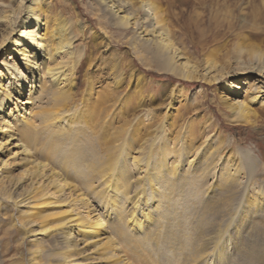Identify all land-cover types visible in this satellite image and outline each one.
<instances>
[{"label":"rangeland","instance_id":"obj_1","mask_svg":"<svg viewBox=\"0 0 264 264\" xmlns=\"http://www.w3.org/2000/svg\"><path fill=\"white\" fill-rule=\"evenodd\" d=\"M31 1L0 0V19L20 5V21ZM140 1L128 0L126 8L143 16ZM144 1L157 8L170 36L200 64L202 77L191 80L162 70L145 50L142 60L136 25L115 23L99 0H37L42 21L48 20L47 34L59 32L51 41L71 44L58 43L55 55L67 72L69 96L60 104L49 97L35 105L54 112L50 130L65 123L70 131L48 151L43 146L48 129L32 143L34 153L42 160L48 155L50 165L64 173L62 160L72 150L79 168L73 166L69 176L85 196L78 205L95 207L104 218L112 194L99 171L110 162L111 144L118 148L122 164L114 174L123 181L118 199L131 207L136 198L135 216L121 224L107 222L106 246L116 258L91 252L88 264H264V90L250 102L249 119L240 118L222 96L231 82L239 85L238 99L264 83V67H258L264 62V0ZM7 18L0 20V41ZM7 54L2 48L0 61ZM206 57L216 65L210 74ZM9 60L25 81V100L29 88L39 85L38 73L32 78L19 58ZM215 72L218 78L212 79ZM0 73L14 93L2 64ZM13 101L5 99L0 109L9 111ZM20 104V111L29 110V104ZM94 153L99 165L91 168ZM139 166L147 167L140 180ZM18 211L0 192V264H15L24 257L22 250L27 253Z\"/></svg>","mask_w":264,"mask_h":264},{"label":"bare ground","instance_id":"obj_2","mask_svg":"<svg viewBox=\"0 0 264 264\" xmlns=\"http://www.w3.org/2000/svg\"><path fill=\"white\" fill-rule=\"evenodd\" d=\"M99 1L115 16V23L125 26L136 25L137 38L135 39L140 44L139 47L135 45L136 51L142 53L145 50L150 53L160 69L191 80L202 77L200 64L192 61L191 56H188L170 36L160 22L161 18L157 8L153 9L155 7L151 3L141 0L138 7L145 13L143 16H138L130 13L126 8L128 0ZM38 6L37 0H32L27 5V13L20 21L17 19L22 10L20 5L4 12L1 16V19L8 17V21L2 29L3 39L0 41V51L5 48L8 54L0 61V64L10 72L8 74H11V85L15 94L4 87L0 78V108L5 105V99L16 98V101H13L15 105L9 111H5V107L4 110L0 109L2 111L0 114V192L10 197L19 208L18 217L20 224L23 225V241L25 237L29 240L27 241V253L22 250L21 254L24 257L16 260L15 264H88V258L93 257L92 255L87 256L91 252H96L97 255L102 253L101 257L110 260L116 258V253L114 249L106 246L110 242V239L104 237L106 224L113 220L121 224L134 219L135 214L132 207L136 202L135 198L131 201L132 206L128 207L121 204L118 199L120 190L117 186H121L123 181L118 180V175L114 174V169L121 163L120 157L116 154L118 150L116 145L111 144L108 148L111 153L108 157L110 162L106 164L107 167L103 164L104 167L99 171V176L105 182L106 191L111 190L112 194L108 203L110 207L108 215L104 218L98 211H95V207L84 208L81 207L82 203L78 205L85 196L80 186L72 182L69 176L73 166L79 168L77 161H73L71 157L72 150H67L62 160L61 167L64 173L50 165L48 155H45V160H42L35 155L33 150L32 143L36 138L44 135L48 129L51 133L43 142V146L48 151L50 147L57 146L55 144L57 139L60 137L65 139L63 135L70 131L65 123L62 124V128H51L50 130L52 119L55 117L54 112L44 104L35 105L38 101L44 102L49 97H53L60 104L70 93L64 86L68 79L67 72L62 68L63 66L57 65L62 60H57L55 55L59 47L58 43L61 42L64 47H67L71 41H51L54 37L58 38L59 32L47 34L48 20L44 18L45 21H42L40 16L42 8ZM35 24L36 27H34ZM11 44L13 45L10 47ZM13 56L19 58L25 68L34 73L32 78H35L38 73L39 85L33 87L34 91L32 90L33 85L29 88L30 93L25 100V94H23L26 88L25 81L14 71L16 65L9 60ZM141 59H146L144 52ZM54 60L57 61L54 62ZM215 66L214 61L206 57L207 74H210ZM258 67L261 71L264 62H260ZM47 76L50 81H46ZM211 77L217 79L218 74L215 72ZM238 86L235 82L227 84V89L222 96L240 118L249 119L253 112L250 102L258 97L256 92L264 90V83L258 85L256 91L250 90L251 92L242 99L236 97L240 92ZM20 102L29 104V110L22 106L26 110L20 111ZM263 102L264 99L260 103ZM59 140L62 141V139ZM97 157L98 153H94L93 158L89 157L91 160L87 165L91 168L99 165ZM137 159L138 157L134 155V160L138 161ZM188 162L190 163V159ZM159 165H162L161 161ZM15 167H21L20 172H12L11 169ZM176 168L177 165L174 164L173 174ZM107 170H113V172L109 173ZM138 170L140 180L143 177V171L147 172V167L139 166ZM124 185H126L125 182ZM62 204L66 208L58 209ZM51 207H55L56 211H49ZM137 224H140V221Z\"/></svg>","mask_w":264,"mask_h":264}]
</instances>
